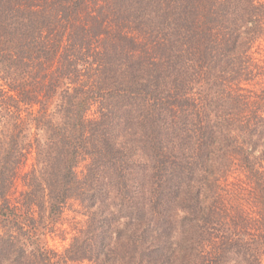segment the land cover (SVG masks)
I'll return each mask as SVG.
<instances>
[{
  "label": "rangeland",
  "instance_id": "374dc122",
  "mask_svg": "<svg viewBox=\"0 0 264 264\" xmlns=\"http://www.w3.org/2000/svg\"><path fill=\"white\" fill-rule=\"evenodd\" d=\"M230 1L224 2L218 10L216 0H9L10 5L0 10L1 35H5L14 48L22 49L23 55L17 53L20 56L10 61L7 59L9 57H0V89H9V80H25L23 83L25 86L27 81L30 94L21 106L23 117L27 116L30 108L33 111L39 109V105L35 103L41 98L45 106L56 114L61 105L67 103L65 108H69L70 105L80 103L79 99L86 83L91 89L98 87L102 96L107 94L109 88L118 92V95L101 103L111 108L110 115L104 117L101 115L103 108L101 104L88 101L87 118L94 125L102 120H107L113 125L115 132L109 138V143L114 148L107 176L114 175L118 166L115 158L118 157V149L122 145L133 144L134 147L138 146L141 149L139 156L132 157L134 163L126 164L128 169L124 172L126 178L123 180L126 183L127 180L139 182L142 176L140 175L139 178L138 175L142 172L143 166L147 169V166L153 168L158 165L159 146L164 144L168 146L166 142H169L171 136L173 137L170 127L163 130L159 124V117H162V114L165 121L169 124L174 123L169 121L171 118L169 107H165L167 105L165 101L171 98L168 95H171L172 91L174 95L178 93L180 99L181 95L186 96V100L179 101L181 102L179 107H184L189 100L198 102L202 97H207L209 106H212L210 113L215 114L213 111L215 102H212V99L219 90L221 82L217 80L215 71L213 76L209 74L207 77L204 76L203 80L198 73L194 78L191 73L186 72L188 68L184 64L186 54L181 55L183 56L181 59L179 56L183 48L177 44L179 28L176 21H189L193 34L198 33L199 39L202 37L201 41L205 36L209 39L211 35L224 30L223 26L236 30V27L243 26L241 20L247 2ZM204 27L219 30L211 31ZM243 31H246L245 27ZM165 36L167 37L163 40ZM250 42L240 48L239 52L243 53L242 61L256 72L260 69L257 60L261 59L264 62V36L253 44ZM246 47L249 48L248 54L245 52ZM97 53L100 57L96 55ZM87 74L89 83L81 84L79 79ZM173 100L174 98L172 102ZM91 103L94 105L89 106ZM177 103L175 102L172 108ZM159 104L164 106L163 111L158 110ZM6 106L0 102V158L6 153L15 154L18 150L21 151L25 147L22 142L31 139V137L21 139L17 120L19 112L10 113ZM174 118L176 119L175 116ZM141 121L142 123L138 125ZM224 124H233L236 130L237 123L234 117L232 120L224 121ZM67 130L71 134L72 130L70 128ZM47 133L53 136L48 130ZM37 134H39L35 136L37 140L32 138L34 149L32 157L28 159L26 157L23 167L24 172L32 177L30 183H33L34 187L33 197L29 201L23 197L26 181L20 178L21 175L15 179L11 189L5 188L3 192L0 191V208L5 204L12 208L15 205L17 207L15 216L6 217L0 222V264H25L26 256L34 260L35 264H41L42 258L54 260L55 264H95L82 259L78 248L82 247L84 235L91 229L90 224L94 214L98 212V207L90 209L79 198H72L61 203L58 210L50 208L52 197L47 194L48 189L38 186V173L33 172V168L37 152L41 154V151H44L42 154H45L51 142L47 140L49 134L43 131H37ZM164 134L168 137L161 141ZM237 135L238 131L227 133V137H237ZM239 141L249 142L246 138L245 140L240 138ZM55 142H53L55 145H61L58 140ZM89 165L90 161H84L79 168L84 170ZM41 166L43 168V164H40L39 168ZM240 166L241 163L233 167L229 166L227 161L223 163L221 170L226 171L219 177L209 178L202 186V194H206V206L209 207L212 202L217 201L218 205L222 207L225 205L226 212L236 210L235 212L242 215V220H245L255 217L259 210V206L254 207L257 206L259 189L256 183L251 187L253 182L249 185L247 177L240 176L243 172L239 169ZM40 172L45 173L43 169ZM109 182L110 180L108 184ZM128 183L130 184V181ZM55 185L52 191L56 195V192L59 194L63 189L60 179ZM112 186L122 190L118 193L124 194L130 191L129 196H133L131 189H122L115 181ZM183 191L172 207L151 208L152 211L147 208L150 207L147 202L143 208V200L137 195L139 193L136 194L135 200L131 197L127 201L117 200L116 196L111 195L114 200H109L108 205L118 204V207L112 209L113 214L106 216L113 237L121 240L119 246L122 243L132 244L134 241L139 243L132 247L127 256H136V260L126 259L124 264H135V262L146 264L145 249L150 250L154 246L152 243L156 240L154 232L160 230L158 225L159 228H164L162 222H169L166 232L175 240L174 242L180 243L183 237L189 235L190 213L185 211L182 204V198L186 197L185 190ZM251 210L254 212L252 215ZM130 215L131 218H128ZM97 217L100 220L104 218L99 215ZM31 220L32 225H30ZM148 224L155 229L153 232H144ZM243 224L249 228L251 221L246 220ZM140 228H142V243L137 239L141 235V232L137 231ZM228 232L232 235L231 229ZM160 235L159 237L162 238L163 235L165 236L163 232ZM207 237L205 233L192 234L195 240L205 241ZM195 240L194 254L197 255V251H200L201 256L200 259L191 256L192 261L189 264H202L207 259V253L214 255L215 247L198 245ZM225 244L223 242L221 246L224 247ZM249 244L251 253L246 252L248 254L246 257L250 259L253 257L252 254L260 255V262L264 264V236L256 240L253 247L252 239ZM226 250L222 248V251ZM236 250L234 248L222 252L220 256L217 255L220 261L215 263L213 260V263L247 264ZM31 254H34L33 259ZM113 258L117 259L115 260L117 264L123 263L120 259L118 261V255ZM253 261L256 263V260Z\"/></svg>",
  "mask_w": 264,
  "mask_h": 264
},
{
  "label": "trees",
  "instance_id": "16d2710c",
  "mask_svg": "<svg viewBox=\"0 0 264 264\" xmlns=\"http://www.w3.org/2000/svg\"><path fill=\"white\" fill-rule=\"evenodd\" d=\"M216 1L218 10L224 2H231L230 0ZM245 1L247 5L241 20L243 26L236 27V30L223 26L224 30L211 35L209 39L205 36L201 41L202 37L199 39L198 33L194 35L189 26V21H176L179 28L177 44L183 48L179 56L181 59L183 57L181 55L186 54L184 55L186 56L184 64L188 66L186 72L191 73L194 78L195 74L198 73L200 79L203 80L204 76L207 77L209 74L213 76V71H215L217 80L221 82L219 90L215 92L212 99V102H215L213 110L215 114L210 113L212 106H209L207 97H202L198 102L189 100V103L187 101L184 107H179L181 103L179 101L186 100V96L181 95L180 99L179 94L174 95V91H172V94L168 95L171 98L165 101L167 103L165 107H169L168 111L171 113L169 121L174 123L169 124L162 114V117H159V124L163 130L170 127L173 137L171 136L169 142H166L168 146L165 144L159 146L158 165L153 168L147 166V169L143 166L142 172L138 175L139 178H141L140 175L142 176L139 182H137L138 180H132V182L129 180V184L128 180L127 183L123 180L126 178L124 172L128 169L126 164L134 163L132 157L139 156L141 149L138 146L134 147L133 144L122 145L118 149V157L115 158L118 166L114 175L107 176V170H109L112 159L111 153L114 148L109 143V138L115 132L113 125L107 120H102L99 124L94 125L87 118L88 101L101 104L118 95V92L109 90V88L107 94L102 96L98 87L91 89L86 83L83 92L81 91L80 103L76 101L77 104L70 105L69 108H65L67 103L61 105L56 114L45 106L41 98L35 103V105H39V109L33 111L30 108L27 116L23 117L21 106L30 94L27 81L25 86L23 84L25 80H9V89H0V102L7 105L10 113L19 112L17 120L18 128L21 130V139H29L30 137L31 139L28 142H22L25 147L21 151L18 150L15 154L6 153L0 158V191L3 192L5 188L11 189L15 184V179L21 175L20 178L26 181L22 193L23 197L28 201L33 197L32 189L34 187L33 183H30L32 177L24 172V161L26 157L27 159L32 157L34 151L32 138L37 140L35 137L39 135L37 131L49 134L47 133L48 130L53 135L50 136L49 134L47 137L51 144L45 154H42L44 151H41V154L39 151H35L37 152L35 157L37 162L35 160L33 172L38 173V186H44L46 190L48 189L47 194L52 197L50 208L58 210L61 203L72 198H79L90 209L95 206L98 207V212L94 214L90 224L91 229L85 233L81 243L82 247L78 248L82 259H87L95 264H117L115 261L117 259L114 260L113 258L116 255H118V261L120 259L123 262L122 264L126 263V259L136 260V256H127L138 242L122 243L119 246L121 240L115 239L109 229L106 216L113 214L112 209L115 206L118 207V204L115 203L108 205L109 200H114L113 197L116 196L117 200L120 199L121 201L122 199L127 201L131 197H133L132 200H135L136 194L139 193L137 195L143 200V208L147 202L150 206L147 208L152 211L154 208L172 207L176 198L185 190L186 197L182 198V204L186 209L185 211L190 213L188 215V221L191 223L189 235L186 238L183 237L180 243L174 242L175 240L166 232L169 222H162L161 225L164 228L161 229L158 225L160 230L154 232L156 236L154 237L155 242H152L154 246L150 250L145 249L147 251L146 264H189L192 261L191 256L200 259V251H197V255L194 254L193 242L195 239L192 238L193 233L197 235L205 233L208 236L205 241L204 239H196L195 243L197 242L198 245L215 247L214 255L207 253V259L202 264H214L213 260L217 263L220 261V257L218 258L217 255L220 256L222 252L234 248L237 249L236 253L242 256L244 263L261 264L260 255L252 254L253 257L250 259L246 255L251 253L249 241L252 239L253 247L256 240L264 236V62L261 59L257 60L260 69L256 72L253 71L242 61L244 56L242 52H239V49L249 44L250 41L253 44L264 36V0ZM8 5H10L9 0H0V10ZM233 23L236 25L235 21ZM244 27L246 31H243ZM204 28L211 31L219 30ZM166 37L162 39L165 40ZM8 40L5 35H1L0 31V57H9L7 58L8 61L15 60L20 56L19 54L23 53L22 49L14 48V45ZM4 45L8 47H1ZM245 52L248 54L249 48L246 47ZM96 55L100 57L99 53ZM176 55L178 56V51ZM213 66H215V70L212 69ZM88 76V74L82 75L79 79L80 83H89ZM174 101L178 103L172 108V105L175 104ZM92 105L94 103L89 106ZM101 106L103 107L101 115L107 117L111 114V108L104 104ZM158 106L160 107L158 110H162L164 107L161 104ZM159 113L157 112V114ZM175 113L177 114L175 115ZM233 117L237 123L236 130H234L233 124H224V121L232 120ZM57 121L62 123L58 124ZM141 123L142 121L138 122V125ZM68 128L72 130L71 134L67 130ZM234 131H238L237 137H227V133L231 134ZM167 132L169 133V131ZM167 137L164 134L161 141L166 140ZM240 138L244 140L246 138L249 142L239 141ZM57 140L61 145H55ZM151 141L149 140V142ZM84 161H90L89 167H85L87 170L79 168ZM226 161L232 167L241 163L239 169H242L243 172L240 176L247 177L249 185L253 182L251 187L256 183V187L259 189L258 199H256L257 206H254L255 208L259 206V210H257L256 216L251 219L242 220V215L235 212L236 210L226 212L224 210L225 205L222 207L218 205L217 201L212 202L209 207L206 206V194H202V186L209 178L219 177L222 172L226 171L221 170ZM40 164H43V168L42 166L39 168ZM41 169L45 173L40 172ZM128 175L130 176V174ZM59 179L63 189L60 190L59 194L56 192L55 195L52 189L57 185L55 183ZM108 180H110L109 184ZM114 181L122 189H131L133 196H129L130 191L123 194L120 188L117 190L116 186H112ZM118 191L121 192L118 193ZM73 194L77 196H73ZM112 194L113 197H111ZM16 212V205L12 208L5 204L0 208V222L6 217L15 216ZM250 213L252 215L253 210ZM221 214L223 215L221 216ZM97 215L104 216V218L102 220L97 219ZM208 216L209 218H207ZM246 220L251 221L249 228L243 224ZM30 225H32V220ZM229 229H231L232 235L229 234ZM154 230L152 225L148 224L144 232L149 233ZM137 231L141 232L140 236L137 235V239L142 243V228ZM183 231L185 230L183 229ZM159 232H163L165 236L159 237L161 236ZM245 237L247 238L245 239ZM217 240L218 243H216ZM223 242L226 243L224 247L221 246ZM222 248L227 250L222 251ZM140 252L142 256V249ZM33 255L31 254L32 259ZM212 255L216 256L218 260ZM26 257L25 264H35L29 256ZM38 257L41 258L40 255ZM253 260H256V263ZM41 264L55 263L54 260L42 258ZM135 264H142V262H135Z\"/></svg>",
  "mask_w": 264,
  "mask_h": 264
}]
</instances>
